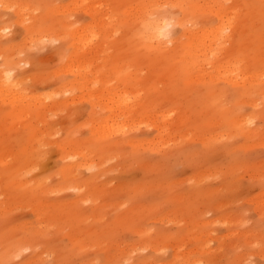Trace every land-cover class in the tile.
Wrapping results in <instances>:
<instances>
[{"label": "rangeland", "instance_id": "obj_1", "mask_svg": "<svg viewBox=\"0 0 264 264\" xmlns=\"http://www.w3.org/2000/svg\"><path fill=\"white\" fill-rule=\"evenodd\" d=\"M5 76L0 264H264V0H0Z\"/></svg>", "mask_w": 264, "mask_h": 264}, {"label": "bare ground", "instance_id": "obj_2", "mask_svg": "<svg viewBox=\"0 0 264 264\" xmlns=\"http://www.w3.org/2000/svg\"><path fill=\"white\" fill-rule=\"evenodd\" d=\"M102 16H103V15H102ZM222 16H223V15H222ZM227 17H228V16H227ZM223 18H224V16H223ZM225 18H226V17H225ZM100 20H102V19H100ZM102 21H103V20H102ZM151 25H152V28H153V37H154L153 39L161 40V41H164V42H165V41L167 42V40H168V42L170 41V43H171V42H174L173 40L171 41V39L169 38L171 35H173V34L175 33V30H174L175 23L173 22V20H169V19H167L166 17H159V18H156V20H154V21L151 23ZM91 30H92V28H91ZM94 30H95V29H94ZM221 30H222V29H221ZM76 31H77V30H76ZM90 32H93V31H90V29H89V33H88V31H87V33H86V31H84V32H81V31H80V33H86L87 35L90 34ZM190 32H191V30H190ZM190 32H189V33H190ZM193 32H195V31H193ZM220 32H221V31H220ZM200 33H201V37L203 36V34H204V36H205V34H207L206 32H205V33L200 32ZM208 33H210V32H208ZM75 34H76V33H75ZM77 34H78V33H77ZM97 34L99 35V33H97ZM212 34H213V33H212ZM212 34H210L209 37H212ZM82 35H83V34H82ZM82 35L79 34V35H77L76 37H79V36H80V38H81V37L83 38ZM84 35H85V34H84ZM194 35H195V34H194ZM194 35H193V36H194ZM196 35H198V33H197ZM196 35H195V36H196ZM214 35H215V33H214ZM195 36H194V37H195ZM206 36H208V35H206ZM196 37H197V36H196ZM198 37H200V36H198ZM209 37H208V39H209L210 44L207 43V44H208V47H209V45H211V41H212V43H213V41H215V42H214L215 44L218 43V42H216L215 39L211 40L213 37H212L211 39H210ZM215 37L217 38V36H215ZM80 38H77V39H80ZM82 38H81V40H79L80 42H81V41L84 42V41L82 40ZM88 38H89V37H88ZM88 38H87V40H88ZM165 38H166V40H165ZM167 38H169L170 40L167 39ZM77 39H76V40H77ZM94 39H95V38H94ZM163 39H164V40H163ZM196 39H197V38H196ZM196 39H195V40H196ZM198 39H200V38H198ZM217 39H218V38H217ZM89 40L91 41V36H90V39H89ZM202 40H203L202 38H201V40H197L198 42L201 41L200 43H198L197 41H195V44H196V45H197V44L199 45V44L202 43V45H203L204 42H202ZM205 40L208 42L207 37L205 38ZM205 40H204V41H205ZM210 40H211V41H210ZM161 41H159V43H161ZM217 41H218V40H217ZM77 42H78V41H77ZM82 42H81L80 46L77 45L78 48L81 47ZM88 42H89V41H88ZM92 42H93V41H92ZM164 42H162V44H161L162 46L166 45V44H163ZM166 42H165V43H166ZM196 42H197V43H196ZM83 45H85V44H83ZM169 45H170V44H169ZM198 45H197V46H198ZM202 45H200V47H201ZM206 46H207V45H206ZM206 46H205V47L203 46V47H201V48H203V50H204V48H206ZM83 47H85V46H83ZM83 47L80 48L81 51L84 49ZM200 47H199V48H200ZM75 48H76V47H75ZM78 48H77V49H78ZM82 48H83V49H82ZM197 48H198V47H197ZM199 48H198V50H199ZM209 48H212V47H209ZM213 49H214V48H213ZM84 50H85V49H84ZM203 50H202V51H203ZM209 50H210V49H207L208 52H209ZM211 50H212V49H211ZM211 50H210V51H211ZM87 51H88V50H87ZM205 51H206V50H205ZM95 52H96V51H95ZM96 53H97V52H96ZM203 53H204V52H203ZM74 54H75V53H74ZM82 54H83V53H82ZM205 54H207V53H205ZM93 59H94V58H93ZM93 59H92V60H93ZM82 60H83V59H82ZM90 60H91V59H90ZM77 61H78V60H77ZM78 62H79V61H78ZM78 62H76V63H78ZM81 62H82V61H81ZM83 62H84V61H83ZM79 63H80V62H79ZM84 63H85V62H84ZM89 64H90V63H89ZM82 65H83V64H82ZM91 65H92V64H90V67H88V66L86 67V65H85V67L88 69V68H91ZM74 66H76V65H74ZM79 67H80V66H79ZM86 68H85V69H86ZM79 69H80V68H78V70H79ZM91 69H93V68H91ZM91 69H90V70L88 69V70H89L90 72H92ZM70 70H71V69H70ZM81 70H83V69H81ZM81 70H80V71H81ZM72 71H73V70H72ZM85 71H86V72H85ZM85 71H83V72H84V75H83V76H85V74L88 73L87 70H85ZM81 72H82V71H81ZM83 72H82V73H83ZM90 72H89V73H90ZM93 73H94V72H93ZM90 74H91V73H90ZM90 74H88V75H90ZM80 75H81V74H80ZM80 75H79V77H80ZM92 75H93V74H92ZM83 76L81 75V78H82ZM87 77H88V76H87ZM84 78H85V77H84ZM93 78H94V77H93ZM85 79H86V78H85ZM95 80H96V79H95ZM97 80H99V79H97ZM82 83H83V82H82ZM96 83H97V81H96ZM94 84H95V83H94ZM99 84H100V82H99ZM10 88H11V87H10ZM10 88H8V89L10 90ZM8 89L6 90L7 92H8ZM11 90H12V89H11ZM13 91H14V90H13ZM13 91H12V92H13ZM102 91H103V89H102ZM108 91H109V89H108ZM8 93L10 94V92H8ZM101 93H102V95L104 94L103 92H101ZM106 93H107V92H106ZM108 93H109V94H106V95H110V96H109V99L114 98L113 96L111 97V94H112V93H111L110 91H109ZM120 93H121V92H120ZM10 95H12V94H10ZM12 96H13V95H12ZM115 96H116V95H115ZM102 97H103V96H102ZM110 97H111V98H110ZM125 97H126V96H125ZM105 98H106V97H105ZM115 98H116V97H115ZM106 99L109 100V99H108V96H107ZM111 100H112V99H111ZM111 100H109V101L112 102ZM115 100H116V99H115ZM117 100H118V99H117ZM122 100H124L123 97H122ZM122 100H120V101H122ZM125 100H126V98H125ZM117 102H118V101H117ZM116 104H117V103H116ZM120 104H121V102H120ZM123 104L126 105L125 102H124ZM123 104H122V105H123ZM117 105H118V104H117ZM122 105H121V107H122Z\"/></svg>", "mask_w": 264, "mask_h": 264}, {"label": "clouds", "instance_id": "obj_3", "mask_svg": "<svg viewBox=\"0 0 264 264\" xmlns=\"http://www.w3.org/2000/svg\"><path fill=\"white\" fill-rule=\"evenodd\" d=\"M7 38L10 39L11 36H8ZM43 39H44L45 41L51 39V40H52V43H54V44H55V43H59V41L55 40V38L44 37ZM18 55H21V56H22L23 53H18ZM0 84H3V85L6 86V87H13V88L18 87V85H17L13 80H10L7 76H5V77L3 78V80H0Z\"/></svg>", "mask_w": 264, "mask_h": 264}]
</instances>
